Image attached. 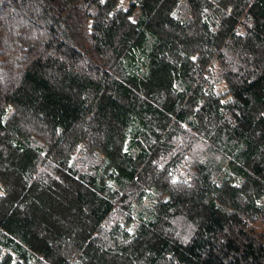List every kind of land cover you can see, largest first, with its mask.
<instances>
[{
	"label": "trees",
	"instance_id": "obj_1",
	"mask_svg": "<svg viewBox=\"0 0 264 264\" xmlns=\"http://www.w3.org/2000/svg\"><path fill=\"white\" fill-rule=\"evenodd\" d=\"M0 264H264V0H0Z\"/></svg>",
	"mask_w": 264,
	"mask_h": 264
},
{
	"label": "rangeland",
	"instance_id": "obj_2",
	"mask_svg": "<svg viewBox=\"0 0 264 264\" xmlns=\"http://www.w3.org/2000/svg\"><path fill=\"white\" fill-rule=\"evenodd\" d=\"M2 192L1 188H0V193Z\"/></svg>",
	"mask_w": 264,
	"mask_h": 264
}]
</instances>
